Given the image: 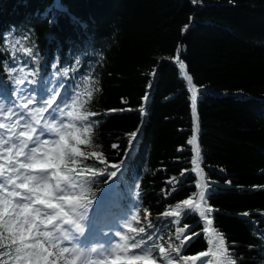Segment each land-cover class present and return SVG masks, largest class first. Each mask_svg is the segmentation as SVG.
<instances>
[{
    "label": "trees",
    "instance_id": "1",
    "mask_svg": "<svg viewBox=\"0 0 264 264\" xmlns=\"http://www.w3.org/2000/svg\"><path fill=\"white\" fill-rule=\"evenodd\" d=\"M0 38V61L8 54L28 61L21 76L36 66L42 89L71 85V69L69 77L62 69L76 56L84 64L77 77L91 67L89 77L75 81L83 104L75 106L74 116L94 111L89 121L100 123L85 132L88 122L72 117L75 139L65 141L83 153L67 164L78 197L83 204L97 197L126 159L115 196L123 212H112L128 216L126 253L140 254L131 238L151 231L158 245L180 248L178 256L165 247L163 256L172 264H189L210 251L208 225L185 208L180 225L163 215L185 199L194 201L198 182L188 143L194 133L192 97L179 57L198 93V161L212 208L208 218L226 237L220 264H264V0H0ZM29 44L38 59L29 55ZM0 88V103L11 100L2 68ZM133 132L139 136L127 156ZM81 180L88 181L82 188ZM3 215L0 203V220ZM184 225L178 241L175 230ZM149 245L151 240L143 250ZM151 251L153 264H160L159 248ZM202 261L209 264L205 257L197 264Z\"/></svg>",
    "mask_w": 264,
    "mask_h": 264
},
{
    "label": "snow or ice",
    "instance_id": "2",
    "mask_svg": "<svg viewBox=\"0 0 264 264\" xmlns=\"http://www.w3.org/2000/svg\"><path fill=\"white\" fill-rule=\"evenodd\" d=\"M196 2L197 0H193V3ZM29 36L30 31H25L22 38L27 39ZM4 46V38H0V47ZM27 48L29 55L33 59H38L36 53L32 51V45H27ZM8 56V59L0 61V68L3 69L5 82L12 87L11 101L8 102L7 109H5L4 103H0V113L4 114V118L10 121L7 124L0 122V130L6 133V136H0V185L4 186L0 188V198L3 199L4 211L3 219L0 220V249H3V252L0 253V259L3 257L10 258L2 259V264H61V262L63 264H77L78 257L72 255L73 250L69 247L59 248L55 254L49 250V247H45V243H48L51 248H56L57 245L51 242L49 232H41L40 229L46 225H52L56 231L61 232L64 240L69 241L73 240L72 233L57 226L54 222L60 221L61 225L64 223L71 225L75 233L84 231L83 226L74 221L71 216V213L75 212L77 208L84 207L81 197L68 199L66 202L57 199L59 195L75 196V189L72 185H77V181L75 174L68 170L67 164L73 160L75 155H83L75 147L69 148L65 144L66 137L61 132L69 125L60 123L58 126L57 122L65 115L64 110L68 108L72 111H68L67 116L73 117L75 120L88 122L84 127L85 132H89L92 125L100 123L98 120L89 121V116L95 115L94 111L74 116L75 106L77 104L82 106L83 104L80 99V85L75 81L76 79L89 77L92 69L88 67L77 77L76 73L80 72L84 64L81 62L80 57L76 56L72 64L62 69L64 77H69V70L71 69L73 83L71 85L57 84L53 88L44 87L42 89L44 94L41 95V92L37 90L38 82L35 79V75H38L37 67L33 66L28 69L27 76H21L20 71L24 70L25 65L29 62L18 58L15 54H8ZM177 62L180 69L184 70L185 64L180 62L179 57H177ZM56 63H58V60ZM56 74L59 75V73ZM185 77L189 86H192V77L188 76L187 72H185ZM61 89L63 92H61ZM4 91L0 88V96H3ZM91 95L92 93L89 92L88 96ZM147 99L146 96L145 100ZM48 101H51V103L47 104ZM33 105H35L34 112L36 109L46 106L44 112H48V117L52 122L40 125L39 128L36 126L37 122L36 124L27 123L24 113L27 112L29 116L33 115V112L28 111L30 106ZM192 114L196 122L194 130L198 132L199 123L196 117L195 91L192 92ZM53 135H58L59 140L51 139L50 137ZM137 138V132L131 133L129 155L135 149ZM188 143L192 144L196 151L197 159L193 161V164H196L200 158L196 136H193ZM30 145L34 146L30 147ZM53 164L65 165L61 168L63 175H57L51 170ZM113 167H117V165H113ZM93 175H96V173H93ZM21 179L25 180L23 185L19 184ZM84 182L88 181L81 180L79 184L81 188ZM20 188L26 189L28 194L25 195L18 190H13ZM53 192L56 195H53ZM134 194L138 201L137 209H139L142 204L139 184L136 185ZM20 200H23L24 203L21 204ZM35 202H40L41 206L37 207ZM44 205L47 208L43 207ZM65 208L66 211H64ZM181 208L199 213L204 223L209 226L204 228V231L216 237V251L223 256L227 251L225 247L226 237L211 228L213 220L208 218V214L212 212V208L206 205L205 192H200L198 202L185 199L182 204L175 206V210L164 212L163 215L165 216L177 218L174 221H169V224H181ZM245 215H248V213H245ZM132 219L136 220L137 217L133 215ZM186 228L187 225L176 228V240H183ZM138 231L144 233L145 229L141 227ZM157 231H159L158 228ZM188 235L191 236V233L189 232ZM40 237H44L43 243L40 242ZM121 240H125V243L123 246L117 244V247L123 252L129 247V244L125 237L121 236ZM149 240L152 241V245H149L148 250L144 251L143 247ZM131 241V247L139 248L141 252L140 254H133L130 261L122 262V264H153L157 257L152 255V246L158 247L159 253L162 254L159 257L160 264H164L165 260L167 264H172L171 259L163 256L165 247L172 248V246L170 244L166 246L158 245L156 239H153L151 231L139 239L132 237ZM78 251L80 255L83 254L82 249ZM91 251L96 252L97 249L91 248ZM172 251H175L179 256V247L172 248ZM201 255L207 256L208 253L202 252ZM201 264H205V262L202 261Z\"/></svg>",
    "mask_w": 264,
    "mask_h": 264
},
{
    "label": "water",
    "instance_id": "3",
    "mask_svg": "<svg viewBox=\"0 0 264 264\" xmlns=\"http://www.w3.org/2000/svg\"><path fill=\"white\" fill-rule=\"evenodd\" d=\"M185 31H187V28H185L184 29V32ZM182 71V75H183V77L185 78V80L188 82V80L186 79V77H185V69L184 70H181ZM189 89H190V92H191V95H192V89H194V91L196 92V90H195V88L193 87V85L192 86H189ZM197 92H196V100H197ZM196 106H197V102H196ZM196 117L198 118V115H197V109H196ZM198 123H199V119H198ZM195 126H196V122H195ZM199 126H200V123H199ZM194 136H196V144H197V146L199 147V131L197 132V131H195V134H194ZM195 154H196V152L194 151V157H193V161L195 160V159H197V154H196V158H195ZM194 166L196 167V174H197V176H198V179L200 178V177H202V179H203V184H204V186H205V177H204V172L202 171V169H201V167H200V165H199V163H198V161H197V163L196 164H194ZM198 173H200V174H198ZM204 189H205V187H204Z\"/></svg>",
    "mask_w": 264,
    "mask_h": 264
},
{
    "label": "rangeland",
    "instance_id": "4",
    "mask_svg": "<svg viewBox=\"0 0 264 264\" xmlns=\"http://www.w3.org/2000/svg\"><path fill=\"white\" fill-rule=\"evenodd\" d=\"M27 120V123L29 122V119H26ZM0 131H2V134H1V136H6V133L3 131V130H0ZM32 145H30V147H31ZM56 167H57V165L56 164H54V165H52L51 166V170L53 171V170H55V172H56ZM54 172V173H55ZM57 175H59V174H57ZM23 182H25V180L24 179H21ZM4 186H2V185H0V188H3ZM13 190H17V189H13ZM23 194V193H22ZM64 201L66 202L67 201V199H64ZM20 203L21 204H23L24 203V201L23 200H20ZM65 210H66V208H65ZM71 216H72V219L74 220V221H76V219H77V214H74V213H71ZM40 218H42V217H40ZM39 219V218H38ZM86 221H87V219H84L83 220V222H84V224L86 225ZM90 224H91V222H90ZM44 228L45 227H42L41 229H40V231L41 232H44ZM40 242H44V237H40ZM45 247H49V250L50 251H53L54 252V254L59 250V248H61L60 246H58L57 245V247L56 248H51L50 246H49V244L48 243H45ZM119 260V258H118V256H117V260L116 261H118ZM61 264H63V262H61Z\"/></svg>",
    "mask_w": 264,
    "mask_h": 264
},
{
    "label": "bare ground",
    "instance_id": "5",
    "mask_svg": "<svg viewBox=\"0 0 264 264\" xmlns=\"http://www.w3.org/2000/svg\"><path fill=\"white\" fill-rule=\"evenodd\" d=\"M192 92H194V89H192ZM193 150H194V146H193ZM195 158H196V154H195ZM202 186H203V179H202V177H200L199 178V185H198V189H197V194L195 196V201H197V202L199 201V194H200V192L203 191V187ZM62 227H65L66 229H68L67 228L68 227L67 225H62ZM211 264H219L218 259H217V251H216V248H213V250H212Z\"/></svg>",
    "mask_w": 264,
    "mask_h": 264
}]
</instances>
